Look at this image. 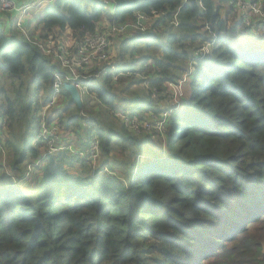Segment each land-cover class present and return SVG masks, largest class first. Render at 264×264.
<instances>
[{
	"label": "trees",
	"instance_id": "1",
	"mask_svg": "<svg viewBox=\"0 0 264 264\" xmlns=\"http://www.w3.org/2000/svg\"><path fill=\"white\" fill-rule=\"evenodd\" d=\"M223 1L54 0L36 18L42 42L63 41L67 31L80 42L112 25H135L138 15L150 27L110 37L120 53L117 78L97 62L78 70L104 114L82 124L63 86L50 112V121L55 112L66 116L62 138L77 149L97 136L94 173L82 157L66 155L42 162V178L24 181L28 165L12 167L16 182L0 173V264H264V46L226 37L264 22L242 14L230 23ZM15 24L0 13V133L7 129L3 140L15 152L16 141H26L22 151L33 161L41 153L31 145L40 102L52 99L64 69ZM180 86L179 102L173 88ZM164 113V146L149 145L145 119ZM134 119L138 134L129 131ZM116 150L128 158H113Z\"/></svg>",
	"mask_w": 264,
	"mask_h": 264
},
{
	"label": "built area",
	"instance_id": "2",
	"mask_svg": "<svg viewBox=\"0 0 264 264\" xmlns=\"http://www.w3.org/2000/svg\"><path fill=\"white\" fill-rule=\"evenodd\" d=\"M233 8L241 10L243 14H247L246 22L254 21L257 19H264V5L262 0H228ZM264 1V0H263ZM41 4L40 1H33L26 4L18 9V5L15 0H0V8H6L11 10H17L20 13L19 19L17 20V29L23 33L25 36L26 23L25 19L27 12L31 9L36 8ZM247 12V13H246ZM150 27L149 19L143 15H138V21L135 25H121V27L112 25L108 27V30L98 31L96 33H89L85 36L83 40L76 43L74 48L68 49L64 43L61 41L49 40L48 42L39 43L33 41V43L38 46L45 55L53 57L56 61H59L64 70L60 71L56 75V81L53 85L52 99L42 106L39 113V123L38 131L35 135L33 144L34 147H41L42 152L39 154L38 158H35L28 164V172L31 171V167H39L42 162L50 163L54 157L61 155L71 156V157H82L84 160L88 161L93 166V173L95 172L100 158V142L97 136L94 134L88 138L89 148L87 150H80L74 147L72 144H64L63 138L60 132V125L54 121L49 120V115L55 104L58 102L59 96L62 92V86L65 84H72L82 96L88 95L86 88L82 86L78 70H83L91 64H95L102 59H107L108 51L111 46L110 37L112 34L125 33L128 30L133 32H146L148 31V26ZM217 34H214L216 39ZM29 39V38H28ZM30 40V39H29ZM203 57L209 53V46L203 48ZM108 62H105L106 64ZM98 65V64H97ZM115 65H105L102 67L100 73H106L108 75H116ZM100 73L96 74L98 77ZM88 123L89 119H85ZM128 123V122H127ZM129 127L135 129L140 133V123L137 119L129 122ZM95 124H91L90 129H93ZM5 130V129H4ZM3 130V132H4ZM3 134L0 133V155L6 157V149L3 143Z\"/></svg>",
	"mask_w": 264,
	"mask_h": 264
},
{
	"label": "rangeland",
	"instance_id": "3",
	"mask_svg": "<svg viewBox=\"0 0 264 264\" xmlns=\"http://www.w3.org/2000/svg\"><path fill=\"white\" fill-rule=\"evenodd\" d=\"M262 2H263V5H264V1L263 0H262ZM217 3L219 4V6L221 8V15L223 17H226V15L231 12V15L229 16L230 23H237L236 21L241 20L240 16L243 14V12L241 10H237V9L233 8L228 0H224L223 2H217ZM41 5H42V2H41V4H39L38 7L33 8L29 12H27V16L29 17L33 13V17H35L37 12L43 13L45 7L47 6V4L45 3L42 6ZM261 20L264 22V19H261ZM255 22L257 23V20ZM26 32H27L26 37L29 38L30 40L33 39V41H37L39 43H43L42 39L40 38V30H38V28L35 25V23L31 24L30 27H27L26 28ZM69 32H70V34L72 33L71 31H69ZM64 37H65V35H64ZM126 37H129V34L128 35L126 34L125 38ZM226 37L229 40H234V41H236L239 44H241L240 41H244V43L251 44V45H253V46L258 48V46H264V43L261 42V41L264 40V27H260L259 30H257L256 27L253 26V28H250L249 32H247V30L239 31V32L238 31H236V32L234 31V32H231L230 35H226ZM254 38H256V39H254ZM213 39H215L214 35H213ZM62 40L63 41H61V42L64 43L68 49L74 48L76 43L79 42V41H76V39H74V38L73 39L72 38H66V39L62 38ZM117 49L118 48H116V46H115V41H111V46H110L109 51H108L109 55H108L107 59L99 60L97 62L98 66L101 67L102 65H107L108 63H110L111 65L114 66V63L117 61V59L119 57V54H120ZM105 62H108V63L104 64ZM120 63L123 64L122 62H120ZM117 67L118 66L115 67L116 70H117ZM120 67H123V65H121ZM131 90H134L136 92H140L141 89L139 87H137V86H134ZM173 90H174V97L180 102V99H182L183 96H184L183 92H185V89L180 86V87L173 88ZM154 91L156 92V90H154ZM153 96L156 97L158 95L155 93V94H153ZM48 102L41 101L40 102V106H43V105H45ZM163 103H164V101H160L159 105H161V107H163L162 106ZM64 105L65 106L68 105V100L65 102ZM82 107L83 108L80 110V115L83 118H85V119H89L90 117H97L98 114H100V112L103 113V114L106 112V110L104 108L100 107V105L98 104V102L95 99V97L91 96L89 94L82 97ZM93 113H94V115H93ZM54 114L56 116V120H54V122H56L58 125H60L61 135H64L65 134V130L63 129V125L60 122V116L64 115V114L61 113V112H55ZM167 114L168 113H164L163 117H160L159 115L158 116L157 115H149L150 117L148 116L145 119V120H149L150 119V122H148L149 123L148 125H150V126L146 130V134L144 135V137H142V139H145L147 141L146 143H149V145H152V143H153L155 146H157V145H159L161 147L164 146V141H165V139L167 137V134L165 132L168 130V128L170 126V120H169L170 117L168 118ZM65 118H66V116L64 115V119ZM106 119L110 120L108 117ZM82 124H84V123L82 122ZM154 128L157 130V133H158V135H156V136H152L151 135L152 134V129H154ZM129 131H132L135 134L139 133L133 128L131 130L129 129ZM63 143L64 144H69V142H65V141H63ZM117 152H118L117 150L114 151V154L112 156L113 158H117V159L123 161V160H126L128 158V156H129V154L126 153L124 155V157H120L121 155L119 153H117ZM143 159H144V157H138L137 158V162L140 163ZM67 167L69 168V166H67ZM35 170L36 171L40 170V168L39 167H36V168L31 167V171H35ZM136 171H138V170H136ZM29 173H30V170H29ZM121 174L123 176V172L121 170H118V172H116V175H121Z\"/></svg>",
	"mask_w": 264,
	"mask_h": 264
},
{
	"label": "crops",
	"instance_id": "4",
	"mask_svg": "<svg viewBox=\"0 0 264 264\" xmlns=\"http://www.w3.org/2000/svg\"><path fill=\"white\" fill-rule=\"evenodd\" d=\"M33 1H40V2H42V5L46 3L47 6H48L54 0H15L16 4L18 5V9L20 7L26 5V4H29V3L33 2ZM0 13L1 14L6 13L7 15H11L13 17V19L16 21V23H17V20L19 19V16H20V13L17 10H11V9H6V8H0ZM40 15H42V13L41 12H37L35 17H33V13L29 17H26V19H25L26 27H30L31 24H33V23H35V25H36V18L38 16H40ZM6 21H7V19H6ZM1 22H2V26L4 28L6 22H5V20H2ZM7 24H8V22H7ZM38 30H40V28H38ZM65 38H72L73 39L74 37H73L72 33L70 34V32L67 31L65 33ZM6 133H7V129L4 130L3 135L6 134ZM10 142L11 141H3V143L5 145V149H6V157L1 158V155H0V164H1L2 168H3V169L1 168L0 173L7 172L8 174H11L13 176L12 177L13 180L15 179L14 181L16 182L17 181V177L19 175V172L16 173V174L12 173L11 172L12 167L14 165H16L17 169H21L22 167H26L27 168V165L32 161L33 158L30 157L31 155L27 156L26 152L22 151V148L25 146L26 141H16L15 145L20 149V151L18 150V152H15V151H13L11 149ZM65 142H69V144H71L74 141H65ZM31 145H32V148H33L34 147L33 141L31 143ZM34 148H37V147H34ZM23 149H25V147ZM40 152H42V148H40ZM100 159H101V152H100V158L98 160L97 168L100 166L99 165ZM18 162L20 164H18ZM70 168L71 167H69V168L67 167L66 169H70ZM91 169H93V166H91ZM74 171L75 170H72V172H71L72 174L71 175L77 174V172L74 173ZM42 172H43V169L41 171H39V170L33 171L30 175L25 174V176L23 177V180L24 181H29L32 177L42 178V176H43ZM22 183H24V182H22Z\"/></svg>",
	"mask_w": 264,
	"mask_h": 264
},
{
	"label": "water",
	"instance_id": "5",
	"mask_svg": "<svg viewBox=\"0 0 264 264\" xmlns=\"http://www.w3.org/2000/svg\"><path fill=\"white\" fill-rule=\"evenodd\" d=\"M64 88L71 95L72 100L76 102L79 109H82V99L78 89L72 84H65Z\"/></svg>",
	"mask_w": 264,
	"mask_h": 264
},
{
	"label": "clouds",
	"instance_id": "6",
	"mask_svg": "<svg viewBox=\"0 0 264 264\" xmlns=\"http://www.w3.org/2000/svg\"><path fill=\"white\" fill-rule=\"evenodd\" d=\"M217 35H219L218 32H217ZM217 39H218V36H217L216 39H214V40H217ZM41 107H42V106H41Z\"/></svg>",
	"mask_w": 264,
	"mask_h": 264
}]
</instances>
